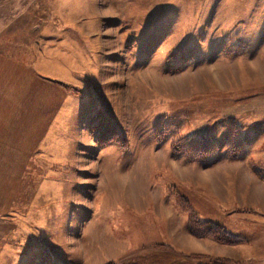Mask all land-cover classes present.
<instances>
[{"label": "rangeland", "instance_id": "rangeland-1", "mask_svg": "<svg viewBox=\"0 0 264 264\" xmlns=\"http://www.w3.org/2000/svg\"><path fill=\"white\" fill-rule=\"evenodd\" d=\"M0 95V264H264V0H0Z\"/></svg>", "mask_w": 264, "mask_h": 264}, {"label": "crops", "instance_id": "crops-1", "mask_svg": "<svg viewBox=\"0 0 264 264\" xmlns=\"http://www.w3.org/2000/svg\"><path fill=\"white\" fill-rule=\"evenodd\" d=\"M2 95H0L1 98ZM9 128H7V131L4 130L3 127V116L2 114H0V147H9V150L12 149V146L14 147L15 140L17 138L16 135H14L13 130H9ZM6 135V137H5ZM3 151V150H1ZM12 154V153H11Z\"/></svg>", "mask_w": 264, "mask_h": 264}, {"label": "trees", "instance_id": "trees-1", "mask_svg": "<svg viewBox=\"0 0 264 264\" xmlns=\"http://www.w3.org/2000/svg\"><path fill=\"white\" fill-rule=\"evenodd\" d=\"M108 133L109 134L106 135L105 137H103V138L101 137L103 143L110 142L112 138H117V139L119 138V135L114 131L109 130Z\"/></svg>", "mask_w": 264, "mask_h": 264}]
</instances>
